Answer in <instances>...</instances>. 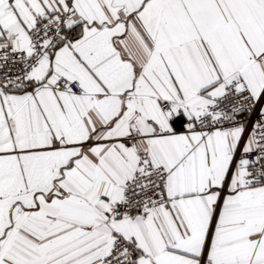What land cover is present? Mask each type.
Instances as JSON below:
<instances>
[{
	"label": "snow or ice",
	"instance_id": "obj_1",
	"mask_svg": "<svg viewBox=\"0 0 264 264\" xmlns=\"http://www.w3.org/2000/svg\"><path fill=\"white\" fill-rule=\"evenodd\" d=\"M0 264H264V0H0Z\"/></svg>",
	"mask_w": 264,
	"mask_h": 264
}]
</instances>
